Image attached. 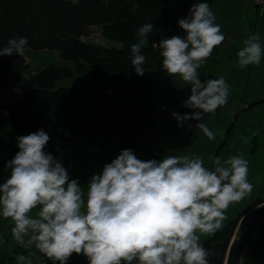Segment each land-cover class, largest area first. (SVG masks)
<instances>
[{"label":"clouds","instance_id":"1","mask_svg":"<svg viewBox=\"0 0 264 264\" xmlns=\"http://www.w3.org/2000/svg\"><path fill=\"white\" fill-rule=\"evenodd\" d=\"M78 5L80 0H70ZM207 3H193L185 18L178 19L184 33L159 40L153 46L162 57L168 76H179L190 85L182 107L191 110L171 115L178 127L215 114L227 103L229 86L223 77L201 81L197 69L225 40ZM154 25L146 23L130 47L137 76L145 74L142 49ZM27 37H12L0 47V56H23ZM259 34L244 41L237 63L244 68L259 65ZM209 140L215 134L204 124L194 125ZM50 136L38 130L16 140L18 151L5 163L10 170L0 184V215L11 219L10 233L17 244L44 254L52 264H67L72 254H83L88 264H210V255L197 234L214 235L223 227L230 204L248 197V161L229 156L215 168L190 155H169L159 161L137 158L122 150L87 181L85 195L78 179H71L62 159L46 152ZM39 206L35 217L28 214ZM16 264H32L29 255L15 256Z\"/></svg>","mask_w":264,"mask_h":264},{"label":"trees","instance_id":"2","mask_svg":"<svg viewBox=\"0 0 264 264\" xmlns=\"http://www.w3.org/2000/svg\"><path fill=\"white\" fill-rule=\"evenodd\" d=\"M193 3H207L210 10L214 9V0H80L78 5H73L70 0H0V47L14 36L27 37L29 44L26 47L52 49L71 65L51 64L35 71L31 76V92L12 101L0 100V113L7 111L0 115V184L10 175L5 163L18 151L17 137L38 130H44L50 136L45 151L62 159L68 174H72L69 175L71 179H76L77 174L74 170L69 171L71 164L65 152L97 131L103 130L102 136L107 141L95 138L90 142V148L96 150L94 156L113 155L116 158L123 149L138 150V140L120 141L113 136L112 132L122 131L114 121L121 109L138 106L151 88L163 83L166 76L172 77L163 70L162 57L153 44L165 37L184 35L177 21L187 16ZM222 7L225 8L224 4ZM146 23L153 24L154 28L148 34L149 42L142 49L146 72L137 76L131 64L130 47L138 42L137 30ZM95 26H100L106 39L118 42L120 46L104 47L84 40L83 37ZM224 27L227 28L225 24ZM235 27L238 26L231 27L235 38L248 35L246 30L237 33L233 30ZM228 30L226 32L230 35ZM241 41L244 43L245 39ZM227 42L225 39L222 44ZM222 48L213 49L216 59ZM236 48L235 61L240 50V47ZM216 59L214 62L224 63L227 53L224 57L219 56L218 61ZM28 67L24 55L0 56V89L8 85L19 86ZM73 74L79 75V85L55 86L58 79ZM160 94L157 98L163 102L164 96ZM229 99L233 101L231 104H228ZM236 101L230 94L223 105V108H229L230 116ZM12 103V109H7ZM182 104H167L165 120L150 127L148 132L146 130L148 148H155L161 142L169 143L170 148L177 144L172 153H194L196 157L195 145L200 142V136H196V130L192 128L190 144H194V149H186L181 133L187 125L178 127L171 115L191 111ZM188 123L195 125V121ZM165 133L167 138L162 140ZM98 142L105 145L98 146ZM83 185L87 186V181ZM256 194L255 201L242 209L237 217L207 240L200 241L205 249L215 253L209 257L210 264H264V193L256 191ZM242 215L244 219L240 223Z\"/></svg>","mask_w":264,"mask_h":264},{"label":"rangeland","instance_id":"3","mask_svg":"<svg viewBox=\"0 0 264 264\" xmlns=\"http://www.w3.org/2000/svg\"><path fill=\"white\" fill-rule=\"evenodd\" d=\"M254 2L255 0H214V9H211L215 16L214 23L218 24L221 28V32L226 33L225 39L228 41L224 45H219L216 47H223L222 50L219 52L217 59L216 53H212L210 57L201 65L200 68L197 69L198 75L201 81L207 79H219L223 77L226 83L229 86V95L234 94L238 91V86H243V74L239 72V65L236 60V53L228 55L229 51L234 49V44L238 47H244V44L241 41V38H246L250 36L242 35L240 38V42L235 41L236 38L233 36V32L228 30L229 34L226 32V29H231L233 26H238L233 28L237 33H243L245 30L255 32L254 26L255 21L253 22V14H254ZM224 4L225 8L223 9L222 5ZM224 24L227 26L224 27ZM226 28V29H225ZM241 30V31H240ZM84 40L95 42L99 45L104 47L110 46H120L118 42H112L106 39L100 30V26L93 27L90 32L83 37ZM235 41V42H234ZM234 43V44H233ZM234 52V51H233ZM227 53L226 61L220 64V62H214L215 59L218 61L219 56L223 57ZM24 57L28 59V63L30 66L26 68L23 72V78L20 82V87L17 86L20 92H18L19 96H21V92H23V96L27 95L29 92L32 91L33 85L31 83V76L32 73L35 71L42 70L47 66H51V64H57L59 66H71L67 63L66 60L59 57L56 51L52 49H32L29 47L25 48ZM211 64H213L211 66ZM163 83H160L157 87L151 88L152 90L147 94L146 98L140 103L138 106L134 105L131 107L123 108L120 110L119 116L117 115L116 126L120 127L122 131L119 133H113V136L116 139H121L120 141H131V140H138L140 142V146L147 147L146 143V130L147 132L150 130V127L161 123L165 120L164 109L167 104L172 103L174 106L180 103H183L190 92V85H186L179 76H172V77H165L162 80ZM80 79L78 74H73L71 76H66L60 78L56 81L55 86H76L79 85ZM240 83V84H239ZM163 91V92H162ZM161 93V94H160ZM164 96L163 102L157 98V95ZM233 101L232 99L228 100V104H231ZM229 107V106H227ZM7 109L11 110L12 105L8 104ZM229 111V108L225 110L224 114L226 115ZM160 113V115H158ZM230 120L227 119L224 115L220 120L213 124L210 129L214 130L215 139L212 141H216L220 139L227 129ZM206 125V123H204ZM171 124H168L170 126ZM230 126V125H229ZM194 130L195 126L193 127ZM102 131H97V133L88 138H84L82 142L75 143L71 150L65 152L68 156V162L71 164L69 167V171L74 172L77 174L76 179H78L81 187H83L84 191H87V186L83 185V182L88 181V179L96 173H99L102 170V166L105 163L111 162L114 158L113 155H97L94 156L93 154L96 150L91 149L89 144L95 138L107 141L105 136H102ZM117 132V131H116ZM180 131H178L179 133ZM130 135L128 137L127 135ZM184 135V143L186 144L185 148L189 150V147L193 148L194 144H190L191 134L190 130H185L181 133V136ZM165 136L162 140H165ZM205 138H200V142H207ZM156 140V139H155ZM160 140V141H162ZM196 141V140H193ZM200 142L195 145V150L201 155V159L203 162L210 161V164H213L215 160V156H212L210 149L212 146L201 145ZM96 145L104 146L105 143L98 142ZM260 146L257 147L259 150ZM187 155V152L185 153ZM88 156L87 158H85ZM190 156H194V153L190 154ZM244 158L249 162L248 163V180L255 181L257 183L263 184V186H258L256 191H260L264 193V147L262 150V155L259 154H245ZM70 160V161H69ZM97 160V161H92ZM77 163H74L76 162ZM214 167L211 170H214ZM69 175H72L69 173ZM252 200L248 199V197L244 198L238 203L230 204L228 209L225 211V216L227 217L222 223L223 226L237 217V215L242 211V209L246 208V206ZM39 211V206L33 209L28 215L35 217L36 213ZM14 224L12 220L4 219L2 215H0V238L2 239L3 236L11 235L10 229L13 227ZM200 241L207 240L212 235L208 234H199Z\"/></svg>","mask_w":264,"mask_h":264},{"label":"flooded vegetation","instance_id":"4","mask_svg":"<svg viewBox=\"0 0 264 264\" xmlns=\"http://www.w3.org/2000/svg\"><path fill=\"white\" fill-rule=\"evenodd\" d=\"M254 21L256 25L260 26V31L255 34H259L260 37L262 46L261 60L259 65H249L244 68H238L239 72L243 74V86H238V91L231 94L234 99L237 100L233 105V115L230 116L228 113L225 115L224 112L226 109L221 106L216 109L214 115L211 113L205 114L202 120L198 122L195 121V124L206 123V126L210 129V127L216 124L223 115L230 120V126L228 125L219 140L213 142L206 138L207 142H205L207 145L212 146L210 149L212 156L216 155L215 159L219 158L222 163L226 161L230 155L236 156L242 154L244 157L246 153L251 156L258 152L262 155L264 147V0H255L254 2L253 22ZM241 36L242 35L236 37L235 41L240 42ZM242 39L246 40V38H241V40ZM236 47L237 45H234V49L229 51V55L234 53L233 51L237 49ZM237 113L239 114L235 122H233ZM210 130L214 133L213 129ZM158 135L161 136L160 134ZM196 136L205 138L204 134L198 128H196ZM193 138H195V135H193ZM205 143L201 142V145ZM176 146L177 144H172V148H170L171 146L169 143L161 142L156 144L155 148L140 146L138 150H131L139 159H156L159 161L165 156L177 155V152L172 153ZM258 146H260L259 150H257ZM196 157L201 159V155L199 154H196ZM210 161L203 162V166L209 169L214 167V163L210 164ZM248 181L253 185L252 192L248 196V199H251V202H253L257 197L256 190L261 183L252 180ZM84 192L86 195L87 191ZM257 208L256 206L255 209ZM243 218L244 215L240 217V223ZM18 254H30L32 264H52V262L44 254L40 253L34 245L25 249L17 244L12 235H6L3 236L2 239L0 238V264H16L15 256ZM56 264H59V262H56ZM67 264H88V260L83 254L77 255L74 253L67 261ZM121 264H126V262L122 261ZM131 264H139V262L138 260H133Z\"/></svg>","mask_w":264,"mask_h":264},{"label":"built area","instance_id":"5","mask_svg":"<svg viewBox=\"0 0 264 264\" xmlns=\"http://www.w3.org/2000/svg\"><path fill=\"white\" fill-rule=\"evenodd\" d=\"M12 88H17L16 85H8L6 86V88L4 89H0V100L3 101H12L13 99H15L14 95L12 92H10V90ZM17 95L19 96V94L17 93Z\"/></svg>","mask_w":264,"mask_h":264},{"label":"bare ground","instance_id":"6","mask_svg":"<svg viewBox=\"0 0 264 264\" xmlns=\"http://www.w3.org/2000/svg\"><path fill=\"white\" fill-rule=\"evenodd\" d=\"M252 27H254V29H255V32H252V31H248V34H250V35H253V34H255V33H257V32H259L260 31V26L259 25H254V26H252ZM231 31H232V29H230ZM232 54V53H231ZM10 92H12L13 94H15L16 95V97L15 98H19L20 96H18L17 95V93L18 92H20V89H18V88H12L11 90H10Z\"/></svg>","mask_w":264,"mask_h":264},{"label":"crops","instance_id":"7","mask_svg":"<svg viewBox=\"0 0 264 264\" xmlns=\"http://www.w3.org/2000/svg\"><path fill=\"white\" fill-rule=\"evenodd\" d=\"M26 59V58H25ZM26 61H27V63H28V59H26ZM28 65L30 66V64L28 63ZM33 74V73H32ZM20 87V86H19ZM21 91H22V89H20ZM23 95V92H21V96ZM13 104L14 103H12V106H13ZM5 112H7V111H5ZM5 112H2V113H0V115H2L3 113H5Z\"/></svg>","mask_w":264,"mask_h":264},{"label":"water","instance_id":"8","mask_svg":"<svg viewBox=\"0 0 264 264\" xmlns=\"http://www.w3.org/2000/svg\"><path fill=\"white\" fill-rule=\"evenodd\" d=\"M246 109H247V108H246ZM246 109H245V110H246ZM238 114H239V113H237V114H236V116L234 117V120H233V122H235V120H236V117H237V115H238ZM215 156H216V155H215ZM214 158H215V157H214ZM243 219H244V218H243ZM242 221H243V220H242Z\"/></svg>","mask_w":264,"mask_h":264}]
</instances>
